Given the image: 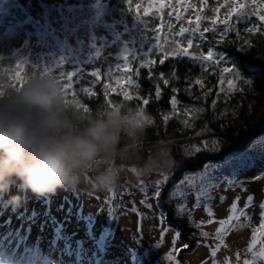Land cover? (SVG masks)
Returning <instances> with one entry per match:
<instances>
[{
    "label": "trees",
    "instance_id": "trees-1",
    "mask_svg": "<svg viewBox=\"0 0 264 264\" xmlns=\"http://www.w3.org/2000/svg\"><path fill=\"white\" fill-rule=\"evenodd\" d=\"M233 1L174 0L172 6L162 12L158 5L153 2L147 4L145 0H132L131 5L128 0H106L104 3L108 11L101 19V25L121 34L125 50L122 52L119 41L105 52L97 39L93 55L83 58L84 64L76 72L77 76L73 77L71 87H66V76L61 81L71 105L84 115L123 105L136 110L143 108L151 117L153 122L147 126L144 155L153 145L164 143L174 161L170 169L154 173L161 175V180L164 176L168 177L161 185L160 207L180 233L196 241L201 237V230L195 223H189L187 215H181L176 210L177 204L171 199V192L186 181V177L198 175L209 166L224 163L246 151L264 133V21L259 19L264 12L259 7L257 14L235 11L229 17L227 13L235 8ZM248 2L264 6V0ZM76 3L75 0H0V83L13 88L22 87L27 78L42 75L37 71L41 61L51 63L53 58L62 57L54 45L40 40L33 44L29 56L28 49L16 45L14 39L21 37L25 40L26 35L21 27L27 25V19L49 30L60 31L59 20L64 16L72 21L70 11ZM92 4H95L94 0L84 5L86 13ZM149 5L155 7L149 8ZM145 9H148L147 15ZM177 16L181 19L177 20ZM197 16L200 17L199 21ZM213 20L216 21L215 25L212 24ZM197 24L201 31L204 28L214 31L205 33V38H200L199 33H196L189 52L206 55L209 50H213L223 53L227 62L222 61L217 65L214 61L194 60L191 56L168 55L165 62L160 64V59L168 53L160 51V48L165 47L167 42L178 44V48L187 47L191 33L180 36L179 29H192ZM249 27L254 31L247 32ZM225 29L227 32L221 40L219 33ZM134 32H138L137 38L142 36L138 45L133 38ZM59 38L64 40L62 35ZM129 44L133 46L130 48ZM154 44L159 47H152ZM150 48V55L145 57L143 53ZM125 55H130L127 72L116 67L124 63L122 58ZM147 59L155 60V64L140 67ZM224 67H233L234 71L239 72V78L233 73H223ZM50 70L57 73L56 77L59 78L60 71ZM97 70L100 71L99 79L90 75ZM161 73L169 80L167 85L160 79ZM127 76H131L134 83H128ZM221 76L224 79L222 85L219 83ZM196 79L203 80V84L197 85ZM230 79L234 82L232 90L228 88ZM246 80L251 83H245ZM157 84L162 93L159 100L155 97ZM173 88L178 92L173 93ZM221 88L223 91H220ZM84 89L90 91L85 92ZM123 90H127L133 99L124 101ZM173 95L178 98V114L170 106ZM145 98L150 101L147 106L142 105ZM214 100L216 104L213 108ZM186 108H195L197 111L186 113ZM199 109L204 111L200 112ZM163 115L171 116L167 124L163 121ZM184 120H188L191 126H185ZM205 141L208 142L207 148L203 144ZM212 141H217L215 148ZM194 146L201 150L196 152ZM263 173L264 169L251 168L238 175V180L254 179ZM248 216L252 224L260 221L258 216Z\"/></svg>",
    "mask_w": 264,
    "mask_h": 264
},
{
    "label": "rangeland",
    "instance_id": "rangeland-1",
    "mask_svg": "<svg viewBox=\"0 0 264 264\" xmlns=\"http://www.w3.org/2000/svg\"><path fill=\"white\" fill-rule=\"evenodd\" d=\"M75 1L78 3L70 11L72 21L62 16L59 20L60 31L49 30L27 19V25L21 27L26 35L25 40L21 37L14 39L16 45L28 49L29 56L36 40L51 43L60 51L61 58H53L51 63L41 61L37 71L42 75L47 70L48 74L57 76L50 69L65 74L80 71L83 58L93 55L97 39L105 52L119 41L122 52L125 50L121 34L101 25V19L108 11L104 3L106 0H94L95 4L91 5L88 13L84 5L91 4L93 0ZM171 1L174 0H145V3H163L161 11L165 12ZM232 3L236 13L257 14L259 7L264 12L263 5L249 4L248 0H235ZM241 4L243 8L239 7ZM137 33H133L136 45L142 39V36L137 38ZM58 35H62L64 40L61 41ZM111 39L115 40L114 43ZM132 46L129 44L130 48ZM162 48L172 53L178 49V44L167 42ZM257 167L264 169V133L246 151L192 176L198 178L207 172L218 186L210 191L213 198L202 201L198 209L194 208L195 193L191 191L187 194L186 207L192 210L195 224L205 221L199 229L209 235L200 237L193 244L186 240L188 236L180 233L177 248L183 243L189 247L180 251L178 256L173 253L179 264H244L245 260L253 261L258 257L249 251V247L261 224L259 204L264 201V173L254 179L239 180L241 184L235 188H229L226 183L228 179H238L242 172ZM160 180L161 175L154 173L147 178L137 179L129 170L121 175L117 186L110 191H82L85 186L81 185L77 190L61 188L55 194L45 196L21 191L20 182L16 181L10 192L0 197V264H175L166 257L171 251V241L177 229L160 207V197L157 200L154 195L157 181ZM141 184L146 185L147 194L140 190ZM177 187L188 189L187 180L171 192V199L179 204L182 198L175 195ZM245 188L247 191L243 190ZM14 195L22 197L18 207L6 203ZM249 195L254 197V202L247 208L246 216L241 218L244 227L229 233L217 255L212 257V249L220 243L216 239L219 220L228 218L229 209L237 196L240 197L238 207L243 209ZM221 196L226 197L223 202ZM145 199L152 205L151 209L141 204ZM133 201L139 213L143 214L142 220L132 210ZM206 203H210L214 213L215 222L210 224L207 223L210 218L206 215ZM221 208L225 210L223 215L218 212ZM161 215L165 217L163 225L159 219ZM248 215L258 216L260 221L252 224ZM162 227L167 229V233L161 242ZM260 247L256 245L257 253ZM258 264H264V259L259 258Z\"/></svg>",
    "mask_w": 264,
    "mask_h": 264
},
{
    "label": "clouds",
    "instance_id": "clouds-1",
    "mask_svg": "<svg viewBox=\"0 0 264 264\" xmlns=\"http://www.w3.org/2000/svg\"><path fill=\"white\" fill-rule=\"evenodd\" d=\"M151 117L123 105L84 115L55 75L26 79L22 87L0 83V197L19 181L38 196L58 189L103 192L129 170L137 179L170 169L164 143L145 153ZM91 174V175H90ZM20 195L6 203L18 207Z\"/></svg>",
    "mask_w": 264,
    "mask_h": 264
},
{
    "label": "snow or ice",
    "instance_id": "snow-or-ice-1",
    "mask_svg": "<svg viewBox=\"0 0 264 264\" xmlns=\"http://www.w3.org/2000/svg\"><path fill=\"white\" fill-rule=\"evenodd\" d=\"M128 4L131 5L132 4V0H128ZM137 9H139V5L136 6ZM154 7V5H149V8ZM158 7L160 9H162L164 7L163 3L159 4ZM240 8H243L244 5H239ZM216 11L218 12L219 9H216ZM236 9H230L229 12L227 13V15L230 17L233 12H235ZM148 13V9H145V15H147ZM171 14V13H170ZM138 19L139 16H137ZM177 20L181 19V17L177 16L176 17ZM196 19L199 21L200 17L197 16ZM260 20L264 21V15H261L259 17ZM189 23H191V21H189ZM216 21L213 20L212 24L215 25ZM224 23H227V21H224ZM209 31H214V29H210V28H204L203 31L200 30V26L199 24L196 25V27L189 29L186 27H180L179 29V33L178 35L180 36H184L185 33H191L190 37L187 39V47H180L178 48L176 51L172 52V53H166L165 56L163 58L160 59L159 63L163 64L165 62V59H167L168 55H173V56H191L192 59L194 60H201V61H214L215 64H220L222 61L227 62V57L223 54V53H215L213 50H209L208 53L206 55L201 54V55H195V54H191L189 52V50L193 47V38L195 37L196 33H199L200 38H205V33L209 32ZM247 32H253L254 29L249 27L246 29ZM256 31H259V29H256ZM227 32V29H225L224 31L220 32V38L221 40H223L225 34ZM154 39H158V37H154ZM152 47H159V45L154 44ZM160 51H163V48H160ZM151 53V48L149 49L148 52H144L143 55L145 57H148ZM129 56L130 55H125L123 56V64L120 65L118 64L116 67L117 69H123L125 72H127L130 68V64H129ZM149 64H155V60H151V59H147L145 60L144 63L140 64V67H147ZM17 67H19V65H17ZM205 70H207V68H205ZM223 73H233V75L238 79L239 78V72L238 71H234L233 67H224L222 69ZM50 75L47 73V70H45V74L41 75V76H47ZM66 75V79H67V84L66 87H71V83L73 80V77H76L77 74L75 72H68L67 74L61 72L60 76H59V80L62 81L65 78ZM91 77L100 78V71H93L91 74ZM173 77H175V70L173 71ZM149 78L151 79V75L149 76ZM160 79L163 80V83L165 85H167L169 83V80L164 78V75L161 73L160 74ZM127 81L128 83L132 84L134 83V81L132 80L131 76H127ZM117 84L120 83L119 80L116 81ZM195 83L197 85H202L203 84V80L201 79H196ZM219 83L222 85L224 84V79L223 76H221ZM245 83H251L250 81H245ZM233 80H229L228 81V88L229 90L233 89ZM107 88V85L105 86ZM85 92H89V89H84ZM220 91H223V89L221 88ZM173 93H177L178 90L176 88L172 89ZM161 89L159 87V84L156 85V92H155V97L157 100H159L161 98ZM205 95H207V93H205ZM217 96H219V92L217 93ZM123 99L124 101H130L133 99V97L128 93L127 90H123ZM137 99H139V97H137ZM149 99L145 98L142 100V105L143 106H147L149 104ZM177 104H178V98L177 95H173L170 98V106L171 109L173 110V112H176L178 114V110H177ZM216 104V100L213 101V105L212 107L214 108ZM138 110H143V108H139ZM197 111V109L195 108H186L185 112L186 113H192ZM198 111L203 112L204 109H199ZM171 116L170 115H163V121L165 122V124H167V122L170 120ZM153 121L150 120L149 124H151ZM183 124L185 126L190 127L191 125L189 124L188 120H184ZM207 127V126H205ZM199 134V133H198ZM204 147L207 148L208 147V142L205 141L203 142ZM212 146L213 148H215L217 146V141H212ZM195 147V151L199 152L201 150L200 147L198 146H194ZM168 177L164 176L163 180L157 181L156 187H155V198L158 200L161 194V185H163L165 183V181H167ZM186 180L188 182L189 188L183 189L180 187H177L176 189V193L175 195L182 198L181 202L179 204H177L176 210L181 214V215H187L188 219H189V223L190 224H194V218H193V212L192 210L188 209L186 207L187 201H186V194L188 191H193L195 193V205L194 208L198 209L201 206V202L202 201H210L213 197L210 194V191L212 188L217 187L218 185L216 183H213V181L211 180V178L209 177L208 173L205 172L204 174H201L198 178L196 177H186ZM183 183V182H182ZM227 186L229 188H235L236 186L240 185L241 182L238 179H228L226 181ZM140 190L142 192H144L145 194H147V187L144 184L140 185ZM244 191H247V189H243ZM226 199L225 196H221L220 200L221 202H223ZM239 200L240 197L237 196L233 202V204L231 205L229 211H230V215L228 216V218L226 219H221L219 220V228L217 230L216 233V239L220 242L219 244H217L211 251V256L215 257L217 255V252L219 251V249L224 245V238L227 237L229 235V233H231L234 230H239L241 228L244 227L243 224L240 223L241 218L246 216V212H247V208L253 205L254 202V197L252 195H249L247 197V201H246V205L243 209L238 207L239 204ZM133 211L137 213L138 217L142 220L143 219V214L139 213V210L136 208L135 202L133 201ZM141 204H143L145 207H147L148 209L152 208V205L150 203L147 202V200H142ZM259 208L261 209V213H260V219H261V224L260 227L258 229H256V232L254 233L253 237H252V244L249 247V251L253 252L254 256H258L260 259H264V201H262L259 204ZM205 210H206V215L210 218L207 223H213L215 222L214 220V213L212 211V208L210 206V203H206L205 204ZM160 219V223L161 225L164 224V220L165 217L163 215H161L159 217ZM249 222L251 221V218L248 217ZM205 224V221H200L199 224H196V227H202ZM167 233V229L163 228L161 229V242L163 241L164 236ZM199 235L201 237H208V233L201 231L199 233ZM181 240V236H180V232L177 230L172 238L171 241V251L167 254L166 259L168 261H175V264H179V261L176 260V256L173 255V253H176V255L178 256L179 252L182 251L183 249H186L189 247V245L187 243H183L181 244L180 248H177V244L180 243ZM259 244L261 245L259 252L257 253L255 251L256 245ZM158 247L161 246V244H157ZM239 258V257H238ZM244 264H255V261H249V260H245Z\"/></svg>",
    "mask_w": 264,
    "mask_h": 264
},
{
    "label": "water",
    "instance_id": "water-1",
    "mask_svg": "<svg viewBox=\"0 0 264 264\" xmlns=\"http://www.w3.org/2000/svg\"><path fill=\"white\" fill-rule=\"evenodd\" d=\"M183 236H187V235L184 233ZM185 238H186V240L190 241L191 243L196 244V240L195 239H191L189 237H185ZM253 260L255 261V264H258V262H259V258L258 257L254 258Z\"/></svg>",
    "mask_w": 264,
    "mask_h": 264
},
{
    "label": "bare ground",
    "instance_id": "bare-ground-1",
    "mask_svg": "<svg viewBox=\"0 0 264 264\" xmlns=\"http://www.w3.org/2000/svg\"><path fill=\"white\" fill-rule=\"evenodd\" d=\"M218 212L220 215H223L225 213V210L223 208L221 209H218ZM101 219V218H100ZM99 223H100V220H99ZM245 238V237H244ZM244 240V239H243ZM68 249V248H67Z\"/></svg>",
    "mask_w": 264,
    "mask_h": 264
},
{
    "label": "flooded vegetation",
    "instance_id": "flooded-vegetation-1",
    "mask_svg": "<svg viewBox=\"0 0 264 264\" xmlns=\"http://www.w3.org/2000/svg\"><path fill=\"white\" fill-rule=\"evenodd\" d=\"M173 1L170 2V5L172 6Z\"/></svg>",
    "mask_w": 264,
    "mask_h": 264
}]
</instances>
